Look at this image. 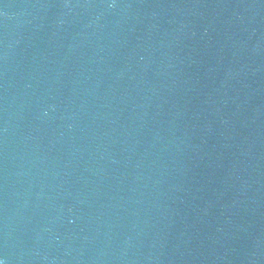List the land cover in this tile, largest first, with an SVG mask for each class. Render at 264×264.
I'll list each match as a JSON object with an SVG mask.
<instances>
[{
    "label": "water",
    "instance_id": "1",
    "mask_svg": "<svg viewBox=\"0 0 264 264\" xmlns=\"http://www.w3.org/2000/svg\"><path fill=\"white\" fill-rule=\"evenodd\" d=\"M4 264H264V0H0Z\"/></svg>",
    "mask_w": 264,
    "mask_h": 264
},
{
    "label": "snow or ice",
    "instance_id": "2",
    "mask_svg": "<svg viewBox=\"0 0 264 264\" xmlns=\"http://www.w3.org/2000/svg\"><path fill=\"white\" fill-rule=\"evenodd\" d=\"M0 264H4V261L2 259H0Z\"/></svg>",
    "mask_w": 264,
    "mask_h": 264
}]
</instances>
